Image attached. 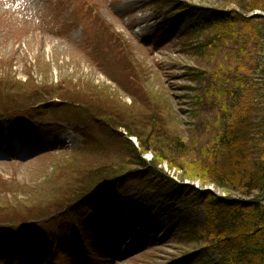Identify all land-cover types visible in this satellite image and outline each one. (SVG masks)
Instances as JSON below:
<instances>
[{
	"label": "rangeland",
	"instance_id": "1",
	"mask_svg": "<svg viewBox=\"0 0 264 264\" xmlns=\"http://www.w3.org/2000/svg\"><path fill=\"white\" fill-rule=\"evenodd\" d=\"M250 1L0 0V264L16 243L26 264H247L227 250L248 216L213 201L259 189L213 163L240 117L264 148V8ZM234 9L258 21L202 24ZM19 128L32 152L9 147ZM111 181L114 205L76 198ZM121 229L139 240L111 256L102 238Z\"/></svg>",
	"mask_w": 264,
	"mask_h": 264
},
{
	"label": "trees",
	"instance_id": "2",
	"mask_svg": "<svg viewBox=\"0 0 264 264\" xmlns=\"http://www.w3.org/2000/svg\"><path fill=\"white\" fill-rule=\"evenodd\" d=\"M256 1L257 0L250 1L252 8L255 7V5H260V8H264V5H262L264 3L263 0L259 1L258 4ZM218 11L219 10L214 11L213 13L215 15L212 17H209L211 15H209L208 12L205 13L204 10H202V12L200 11L202 13L201 19L205 21L202 24H212L215 21L245 24V21H247L249 25H251L256 24L258 21V19H256L257 17L247 19V17H244L235 9L229 10L227 13ZM261 24L264 25L262 21ZM237 68L238 67H234L232 72L237 74ZM260 125L262 129L257 131V136L260 137V140H264V117H261ZM254 128H256V126L253 123L250 122L249 124L247 120H243L241 117L239 118L238 123L232 126L228 131V135L222 137L223 140H221V143L225 151L224 153L222 152L220 159L223 161L217 162L218 164L216 163V165L213 163L215 167L213 170L218 171V174L220 172L228 174V177L238 180V182L244 181L248 188V193L255 189H259V192L256 193L257 195L252 199H229L223 197L219 198L217 196L216 200L213 202L218 204V206H220L219 208L223 206L235 210L238 213L236 218L243 215L248 216L243 224L237 223L236 229L239 233L234 234L235 237H228V241L232 243L231 245L233 247L227 251L231 254L236 252L239 257H241V255L245 256V258H247V264H264V148L256 147L251 144L249 146L248 139H252L251 134ZM132 133L136 134L135 131ZM145 145L146 143L143 141V146ZM255 153H259L261 156L256 158ZM159 157L161 160H164V158L168 159V157L166 158V156L162 154H160ZM212 167L211 165V168ZM95 187H91L89 190ZM89 190L82 193H86ZM231 227L232 226H230V228ZM222 249L223 248H221V250Z\"/></svg>",
	"mask_w": 264,
	"mask_h": 264
},
{
	"label": "bare ground",
	"instance_id": "3",
	"mask_svg": "<svg viewBox=\"0 0 264 264\" xmlns=\"http://www.w3.org/2000/svg\"><path fill=\"white\" fill-rule=\"evenodd\" d=\"M0 136H1V134H0ZM9 147L16 148V149H22L24 147L23 149H25V150H23V151L30 150V152H32L34 149L32 141L31 140L25 141V140H23V138L17 139V141L12 140V144ZM1 151H5V150L1 149L0 152ZM124 218L125 219H123V221L124 222L127 221V218L126 217H124ZM116 233H117V235L115 238H112L110 235L106 236L105 238H102V243H101L102 250L104 249V250L109 251L110 253L114 254V253L118 252L117 250L120 247H123L124 244H127L126 240L125 239L123 240L122 229ZM137 239H138V236H135V238L132 239V242L130 243V245L128 247H132L135 244V242L137 241ZM115 242H117V243L114 244Z\"/></svg>",
	"mask_w": 264,
	"mask_h": 264
},
{
	"label": "water",
	"instance_id": "4",
	"mask_svg": "<svg viewBox=\"0 0 264 264\" xmlns=\"http://www.w3.org/2000/svg\"><path fill=\"white\" fill-rule=\"evenodd\" d=\"M264 103V102H263Z\"/></svg>",
	"mask_w": 264,
	"mask_h": 264
}]
</instances>
